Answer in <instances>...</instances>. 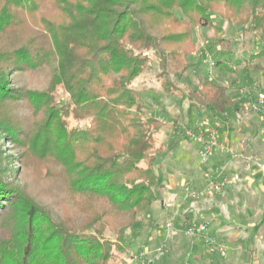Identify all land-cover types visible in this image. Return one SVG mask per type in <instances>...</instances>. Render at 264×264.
<instances>
[{
  "label": "trees",
  "instance_id": "obj_1",
  "mask_svg": "<svg viewBox=\"0 0 264 264\" xmlns=\"http://www.w3.org/2000/svg\"><path fill=\"white\" fill-rule=\"evenodd\" d=\"M213 14L264 33V0H0V264H134L122 257L126 235L159 201L161 148L132 84L152 53L164 89L184 95L166 65L188 71L194 27L229 45ZM262 58L264 49L246 60ZM17 72H45L50 83L12 87ZM58 89L68 96L62 106ZM188 99L230 111L210 79ZM48 196L57 219L39 201Z\"/></svg>",
  "mask_w": 264,
  "mask_h": 264
},
{
  "label": "rangeland",
  "instance_id": "obj_2",
  "mask_svg": "<svg viewBox=\"0 0 264 264\" xmlns=\"http://www.w3.org/2000/svg\"><path fill=\"white\" fill-rule=\"evenodd\" d=\"M213 18L217 25L223 26V36L229 45L216 41L212 28L194 27L193 42L197 51L187 57L190 65L188 71L182 73L171 61L166 65L169 79L178 84L184 95L168 93L164 89L158 77L159 64L152 53V60L143 74L132 84L140 92V112L146 120L156 119L158 122L155 148H161L155 163V171L161 184L157 188L158 192L156 191L159 201L138 215L137 224L126 235L127 253L122 257L134 264H184L187 258L191 264H199L194 258L197 250L198 253H203L204 264L248 263L244 256L231 252L226 241L190 238L186 234V211L191 204L185 201L195 202L194 205H199L201 211L212 212L207 207L213 205V198L216 199L217 195L196 198L189 193V199H184V204L180 205L179 202L188 193L187 186L191 185L195 193L202 190L200 185L203 182V172L215 175L214 172L206 170V166L202 170L199 148L190 140L186 131H198L211 126L219 130L220 137L223 136V131L229 132L226 138L228 141L232 136L239 138L238 135L244 137L250 133L254 136L255 131L263 128L259 117L251 110V104L258 92H264V58L250 65L246 59L264 49V33H256L245 26L228 23L218 14H213ZM41 40L47 41V37L42 36ZM217 63H224L228 68L218 66ZM204 79H210L224 87L225 96L231 103L228 113L196 109L188 99V92L197 88ZM11 80L12 87L21 86L33 90L45 89L50 83V77L45 72H17ZM56 99L59 106H62L67 102L68 96L62 89H58ZM88 122L83 121L80 126ZM247 122L254 128L243 131V136L239 134V129ZM188 167L195 170L192 177L186 175ZM26 179L29 183L28 189L32 193L39 192L40 187L35 185L34 180L25 176ZM170 193L172 197L168 202ZM39 201L52 211L56 219L60 217L61 210L56 199L48 196L39 198ZM165 201L166 204L168 202V208L163 210L162 203ZM173 215L178 218L175 226L172 229L165 228L166 220ZM191 224L196 225L195 221ZM105 237L115 240L111 227L106 230ZM193 244L197 248L193 249ZM220 244L227 248L225 254L219 251ZM205 251L210 255V262L206 260Z\"/></svg>",
  "mask_w": 264,
  "mask_h": 264
},
{
  "label": "crops",
  "instance_id": "obj_3",
  "mask_svg": "<svg viewBox=\"0 0 264 264\" xmlns=\"http://www.w3.org/2000/svg\"><path fill=\"white\" fill-rule=\"evenodd\" d=\"M240 128L239 134L244 136L243 131L254 126L247 122ZM255 132L254 136L251 133L244 137L238 135L239 138L232 136V139L226 141L229 132L223 131L220 141L233 145L248 158L238 160L228 155L215 154L207 164L202 165V170L206 166V170L219 175H240L241 182L230 184L223 193L216 194L218 200L213 198V205L207 207L212 212L201 211L199 205H194L195 202L185 201L191 204L186 211V218L188 223L195 221L196 224H206V234L210 240L226 241L228 249L244 256L247 264H264V132ZM236 162L239 164L236 165ZM186 170V175L192 177L195 170L189 167ZM203 174L204 172L201 176V189L206 183ZM169 188L171 189L170 186ZM169 196L168 202L172 194ZM184 199H189L188 193L180 198V205L184 204ZM168 202L162 203L163 210L168 208ZM192 248H197V245L193 244ZM197 251L194 258L201 264L205 262L203 253ZM205 253L206 260L210 262V255L207 251Z\"/></svg>",
  "mask_w": 264,
  "mask_h": 264
},
{
  "label": "built area",
  "instance_id": "obj_4",
  "mask_svg": "<svg viewBox=\"0 0 264 264\" xmlns=\"http://www.w3.org/2000/svg\"><path fill=\"white\" fill-rule=\"evenodd\" d=\"M208 61L211 65H214L213 62H211L210 60ZM251 110L260 118L263 127L261 131L264 132V92L260 91L257 93L254 101L251 104ZM186 134L188 135L190 140L198 146L199 154L203 164L208 163L215 154L228 155L233 159L248 158L242 152H238L233 145L220 142V133L219 130L215 127L209 126L198 131L188 130L186 131ZM204 177L206 183L202 190H200L198 193H195L193 187L189 185L186 187V191L188 192V194L190 193L196 198H199V196L209 197L224 192L228 185L241 180L240 175L225 176L216 173L214 175L210 172H206L204 174ZM177 221L178 218L176 217V215H173L166 220L165 228L172 229ZM184 226L186 228V234L190 238H201L209 240L206 234V224L199 223L195 225L187 222ZM218 248L221 254H225V251L227 250L225 245L220 244L218 245ZM184 264H191L189 262V258L185 260Z\"/></svg>",
  "mask_w": 264,
  "mask_h": 264
}]
</instances>
